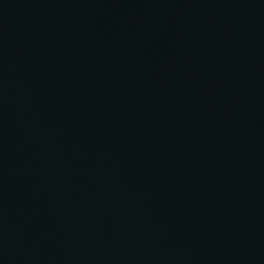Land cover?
<instances>
[{
	"label": "water",
	"instance_id": "water-1",
	"mask_svg": "<svg viewBox=\"0 0 264 264\" xmlns=\"http://www.w3.org/2000/svg\"><path fill=\"white\" fill-rule=\"evenodd\" d=\"M0 264H264V0H0Z\"/></svg>",
	"mask_w": 264,
	"mask_h": 264
}]
</instances>
